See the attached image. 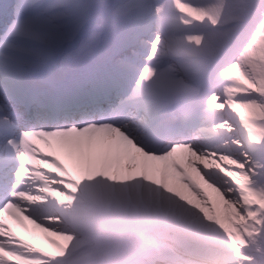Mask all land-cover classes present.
I'll use <instances>...</instances> for the list:
<instances>
[{
	"label": "snow or ice",
	"instance_id": "1",
	"mask_svg": "<svg viewBox=\"0 0 264 264\" xmlns=\"http://www.w3.org/2000/svg\"><path fill=\"white\" fill-rule=\"evenodd\" d=\"M0 264H264V0H0Z\"/></svg>",
	"mask_w": 264,
	"mask_h": 264
},
{
	"label": "bare ground",
	"instance_id": "2",
	"mask_svg": "<svg viewBox=\"0 0 264 264\" xmlns=\"http://www.w3.org/2000/svg\"><path fill=\"white\" fill-rule=\"evenodd\" d=\"M43 235H44V234H39V242H40L42 245L46 246V243H45V241L43 240Z\"/></svg>",
	"mask_w": 264,
	"mask_h": 264
}]
</instances>
